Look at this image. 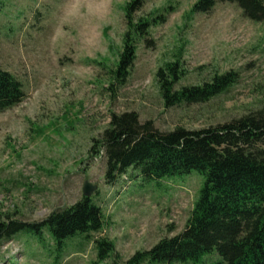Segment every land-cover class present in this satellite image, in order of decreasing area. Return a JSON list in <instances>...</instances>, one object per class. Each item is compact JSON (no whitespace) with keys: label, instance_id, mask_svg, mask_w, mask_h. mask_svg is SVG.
I'll list each match as a JSON object with an SVG mask.
<instances>
[{"label":"rangeland","instance_id":"374dc122","mask_svg":"<svg viewBox=\"0 0 264 264\" xmlns=\"http://www.w3.org/2000/svg\"><path fill=\"white\" fill-rule=\"evenodd\" d=\"M129 1L0 0V69L25 94L0 112V222H40L77 202L85 181L97 187L92 201L103 219L90 239L76 234L60 248L46 229L20 231L0 241V264H95L93 240L101 238L118 258L99 264H124L183 230L203 176L192 171L146 181L129 168L107 185L103 153L91 148L112 114L136 112L160 132L197 131L264 104V23L247 20L228 2L202 14L192 11L198 0H141L136 18L163 13L165 22L150 28L149 45H138L125 83L110 88ZM176 57L186 72L184 86L228 71L237 72L238 81L206 103L166 108L155 72ZM219 260L212 253L199 264Z\"/></svg>","mask_w":264,"mask_h":264},{"label":"trees","instance_id":"16d2710c","mask_svg":"<svg viewBox=\"0 0 264 264\" xmlns=\"http://www.w3.org/2000/svg\"><path fill=\"white\" fill-rule=\"evenodd\" d=\"M223 2L235 4L247 20L264 23V0H198L192 11L207 14ZM141 7V0H130L122 8L126 29L115 69L110 71V88L125 83L138 45H149L150 28L165 22L163 13L136 18ZM155 78L164 107L173 108L208 102L236 84L238 73L214 74L208 81L184 86L186 72L176 57L164 62ZM24 97L22 84L0 69V112ZM101 151L107 185H113L129 168L146 181L192 171L204 178L183 230L160 239L149 250L135 252L124 264H199L212 253L220 258L212 264H264V104L240 118L197 131L160 132L152 121L140 122L136 112L112 114L100 138L93 140L91 152L99 156ZM92 197L82 196L40 222H0V241L20 231L41 235L44 229L59 248L76 234L90 239L103 225L101 209ZM93 243L95 264L118 258L107 239Z\"/></svg>","mask_w":264,"mask_h":264},{"label":"water","instance_id":"95a60500","mask_svg":"<svg viewBox=\"0 0 264 264\" xmlns=\"http://www.w3.org/2000/svg\"><path fill=\"white\" fill-rule=\"evenodd\" d=\"M96 188L97 187L95 185L85 181L81 189L82 196L85 198H91L92 194L96 191Z\"/></svg>","mask_w":264,"mask_h":264}]
</instances>
